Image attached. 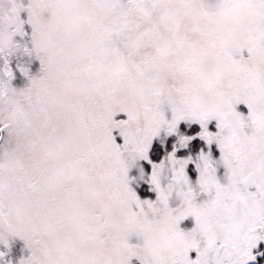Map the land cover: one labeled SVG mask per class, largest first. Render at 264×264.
<instances>
[{
  "label": "snow or ice",
  "instance_id": "snow-or-ice-1",
  "mask_svg": "<svg viewBox=\"0 0 264 264\" xmlns=\"http://www.w3.org/2000/svg\"><path fill=\"white\" fill-rule=\"evenodd\" d=\"M8 3L0 7V258L20 239L30 255L19 264L254 260L264 229V0ZM25 23L30 42L18 39L29 35ZM17 53L41 64L37 75L18 65L29 81L19 89L9 62ZM181 122L200 128L181 132ZM162 131L178 140L157 162L149 153ZM198 137L207 150L177 156ZM141 160L152 165L155 199L131 186L130 169L145 174Z\"/></svg>",
  "mask_w": 264,
  "mask_h": 264
},
{
  "label": "rangeland",
  "instance_id": "rangeland-1",
  "mask_svg": "<svg viewBox=\"0 0 264 264\" xmlns=\"http://www.w3.org/2000/svg\"><path fill=\"white\" fill-rule=\"evenodd\" d=\"M27 16H28V13L24 16L21 15V17L25 21H27ZM25 31L29 35L23 38L18 37V39H20L22 42H30V33L32 29H31V25H29L28 23H25ZM245 55H247L246 51H245ZM9 60H11L10 65L13 68L14 73H15L12 84L17 89L25 87L29 82L28 77H26L20 71L18 65L27 66L30 70V74L32 75H37L40 72L41 64H40L39 58L34 55L29 56L27 54L17 53L13 55L12 57H10ZM2 65H3V62H2ZM237 107H238V110H241L245 113L248 111L246 105H244L243 103H241ZM116 118L117 119L126 118V114L121 113ZM179 127H180L181 132H184L185 130L192 132V131L199 130L200 125L198 122L192 123L191 128L189 129L188 124L186 122H181ZM210 127H213V128L215 127V121L212 122ZM116 131L118 132V130ZM167 137H169L170 140H172L171 138H173L168 148L166 147ZM117 140L122 141V138L119 135H117ZM177 140H178V137L175 134L168 135L167 133L162 131L159 136L154 138L152 149L150 150V153H149L150 156H152V159L158 162L162 156H164L167 152H170L172 150L174 143ZM200 147H204L205 150H207V146L205 142L198 137L188 147L179 148V150L177 151V156L186 157L189 154H191L195 158V156L199 152ZM212 149H213L214 155L218 157L220 154L218 148L215 145H213ZM154 152H157L159 158L157 159L154 158L153 156ZM138 165L143 166L145 174L144 176H141L139 166H136L130 169V176L135 177V179L131 181V186L138 193L141 199H145V198L155 199L156 192L150 191L151 185L149 183V174L151 173L152 165L147 160L139 161ZM188 172L191 178L193 179V181H195L198 173H197V170L195 169L194 163H190L188 167ZM223 172H224V169L223 167H221L220 168L221 176L223 175ZM194 223H195L194 218L190 216L181 222V227L184 228L185 230H189L194 226ZM256 231L262 238L259 239L257 241V244L252 248V254L255 256V259L248 260L247 264H251L256 261L257 256L259 255L260 246H264V229L258 228ZM132 242L133 243L137 242L135 237L132 238ZM0 250H5V246L0 244ZM28 255H30V250L25 246L24 241L17 239L13 243L12 251L8 252L4 258H0V264H4L5 260H10L12 264H19V260L22 257H26ZM191 255L192 257H195L196 252L193 250ZM132 264H142V261H140L139 258H133Z\"/></svg>",
  "mask_w": 264,
  "mask_h": 264
},
{
  "label": "trees",
  "instance_id": "trees-1",
  "mask_svg": "<svg viewBox=\"0 0 264 264\" xmlns=\"http://www.w3.org/2000/svg\"><path fill=\"white\" fill-rule=\"evenodd\" d=\"M171 139L173 140V138H171ZM172 140H170L169 137H167V144H166L167 148L170 146ZM153 156H154L155 159L159 158L157 152H154ZM251 264H264V246H260L259 255L257 256L256 261L251 263Z\"/></svg>",
  "mask_w": 264,
  "mask_h": 264
},
{
  "label": "flooded vegetation",
  "instance_id": "flooded-vegetation-1",
  "mask_svg": "<svg viewBox=\"0 0 264 264\" xmlns=\"http://www.w3.org/2000/svg\"><path fill=\"white\" fill-rule=\"evenodd\" d=\"M25 3H27V0H24ZM9 3L8 0H0V7H8ZM27 14V10L25 9L24 11H22L21 15L24 16ZM2 62H3V58H0V66H2ZM9 62H11V60H9Z\"/></svg>",
  "mask_w": 264,
  "mask_h": 264
}]
</instances>
